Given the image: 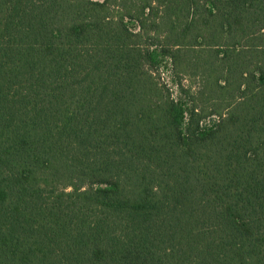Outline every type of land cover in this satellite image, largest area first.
Here are the masks:
<instances>
[{"label": "trees", "instance_id": "16d2710c", "mask_svg": "<svg viewBox=\"0 0 264 264\" xmlns=\"http://www.w3.org/2000/svg\"><path fill=\"white\" fill-rule=\"evenodd\" d=\"M0 264H264V0H0Z\"/></svg>", "mask_w": 264, "mask_h": 264}, {"label": "rangeland", "instance_id": "374dc122", "mask_svg": "<svg viewBox=\"0 0 264 264\" xmlns=\"http://www.w3.org/2000/svg\"><path fill=\"white\" fill-rule=\"evenodd\" d=\"M134 29H138L135 23H130ZM160 65L155 68L154 75L158 81L165 85L171 92V94L178 100L187 101L190 99L191 92L197 87L196 79L191 78V76L179 73L173 68L170 60L168 58H162ZM190 102V101H189ZM208 120V119H206Z\"/></svg>", "mask_w": 264, "mask_h": 264}]
</instances>
